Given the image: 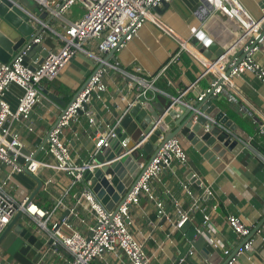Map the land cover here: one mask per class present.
Wrapping results in <instances>:
<instances>
[{
  "label": "crops",
  "instance_id": "crops-1",
  "mask_svg": "<svg viewBox=\"0 0 264 264\" xmlns=\"http://www.w3.org/2000/svg\"><path fill=\"white\" fill-rule=\"evenodd\" d=\"M239 1L251 16L263 19L264 0ZM72 15L77 18L79 13L72 11ZM153 17L155 22L147 21L138 36L114 54L88 47L106 61L118 63L119 68L107 67L103 78L107 89L101 99H94L88 105L94 112L96 124L92 125L82 111L78 121H73L65 130L63 139L70 144L72 155L78 161H88L96 150L97 130L105 132L107 125L117 127L120 116L138 94L136 76L154 82L150 91L170 98L175 96L193 105L213 84L216 76L207 71L209 59L191 44V39L202 30L220 46L231 48L240 35V29L206 0H165L153 11ZM262 23L264 25V19ZM41 44L49 51H58L62 41L46 33ZM242 48V45H238L233 54L242 56ZM230 56H233L232 53ZM39 58L37 53L36 57L29 58V62ZM257 60L264 66V42L257 53ZM100 66L92 56L80 52L56 79L44 81L41 86L49 93L64 96L69 101ZM21 93L17 86H12L7 93L6 98L13 108L17 106ZM219 95L213 103L250 136V141L222 171H217L190 141L185 137L179 138L188 153L187 164L174 162L163 168L160 177L152 182L156 197L163 200L168 217L159 215L156 202L145 195L141 197L139 205H133L130 209L132 231L143 243L151 264H210L194 247L189 236L193 226L204 231V211L212 213L218 229L215 237L222 240L233 254L241 252L244 238L230 228L227 217L230 214L237 215L251 228L254 240L253 250L240 254L237 264H264V132L260 124L264 122V85L254 73L245 72L225 82L224 90ZM61 112L59 103L40 92L39 102L30 115L34 132H28L18 122L13 123L12 128L21 132L27 149H34L58 122ZM256 142L260 148L256 147ZM37 157L42 158L43 154L37 153ZM5 170L8 171L6 167L0 170V179L6 176ZM189 172H194L203 181L205 187L202 192L189 182ZM53 173L50 169H42L40 176L44 180ZM21 177L25 183L18 176H15L14 181L22 183L28 190L37 187L35 180ZM184 183L190 185L196 198H200L199 209H192L194 198L187 194L182 185ZM69 184L68 177L57 174L50 193L41 188L36 202L43 207H51L54 199ZM82 185L70 189L66 196L67 204L73 201L74 194ZM207 190L212 194L207 196ZM213 206H216V210H212ZM178 208L189 212L191 216L184 229L175 228ZM24 220L21 219L22 222ZM37 238L45 246V236ZM216 249L221 254L218 260L223 262L222 249ZM35 250L29 255L18 252L15 256L4 255L1 251L0 264H67L70 259L69 253L63 248L55 250L47 246L45 250L43 247ZM191 250H194L193 254ZM183 257L185 261L181 262ZM91 264L131 263L127 256L117 253L107 254L102 259L96 258Z\"/></svg>",
  "mask_w": 264,
  "mask_h": 264
},
{
  "label": "built area",
  "instance_id": "built-area-1",
  "mask_svg": "<svg viewBox=\"0 0 264 264\" xmlns=\"http://www.w3.org/2000/svg\"><path fill=\"white\" fill-rule=\"evenodd\" d=\"M41 12H47L46 18L35 16L34 26L43 28L34 42L41 44L45 34L51 33L62 41L58 51H49L42 63L38 60L26 62L27 49L18 53L10 62L0 63V170L8 169V174L0 179V236L18 211L24 216L23 224L37 236H45L48 249H65L70 259L67 264H91L96 258H104L107 254L121 253L127 256L131 264H151V258L144 250L143 243L132 231L131 207L139 205L141 197L147 196L154 200L158 207V214L167 216L164 202L156 197L153 181L158 179L163 168L171 166L174 162L187 164L188 153L184 149L179 137L164 141L155 157L144 170L140 180L130 191L125 201L117 211L108 210L99 201L90 188V182H84V173L95 167L94 156L103 147L109 146V140L116 136L114 126L107 125V131L97 130L96 150L90 155L88 161L80 162L73 157L70 144L64 141L65 130L73 121H78L81 110L88 116L92 125L96 124L94 112L88 106L94 99H101L107 85L104 74L107 67L119 68V64L106 61L88 47H96L97 51L108 53L112 50L120 51L138 36L147 21L156 20L153 17L154 8L159 7L165 0H35ZM212 4L213 9L223 13L239 29L240 35L231 45L226 55L217 61L207 60V71L216 76L215 82L207 88V92L214 89V94L224 90V83L230 78L240 76L245 72L254 73L264 85V66L257 60V53L264 42V35L256 43L263 31L264 19L251 16L239 0H206ZM81 5L83 12L77 18L72 15V8ZM59 27V28H57ZM238 45H242V55H235ZM92 56L101 66L90 75L86 86L81 89L74 101L66 108L58 122L51 129L49 139L34 149H28L29 154L22 152L26 148L21 132L12 128L18 122L28 130L34 132L30 124V115L39 102V87L44 81L56 79L66 65L78 53ZM232 53L233 56H230ZM242 57V58H241ZM231 66L229 77L225 70ZM136 90L144 94L153 87L143 77L136 76ZM221 84L217 85L218 82ZM12 86H17L22 93L18 97V104L12 107L6 95ZM206 92L199 97L203 99ZM37 153L43 154L42 158ZM22 156L24 162L18 158ZM27 171L40 176L42 169H50L54 173L43 180L42 188L50 193L57 174L69 178L67 189L60 193L51 207L46 208L36 202L30 201L32 190L25 185L15 182V176L31 178ZM41 177V176H40ZM34 180V179H33ZM83 184L74 194V199L67 204L66 196L74 186ZM189 196L194 198L192 209H199L200 198H196L189 184H182ZM212 192L207 190L206 195ZM216 210V206L212 207ZM179 217L175 228H181L191 219L190 213L178 208ZM230 228L241 238L251 235V228L237 215L227 217ZM22 222V221H21ZM81 225V227H80ZM83 226V227H82ZM206 238L215 248L222 249L223 260L228 258L226 264H237L240 254L253 250V238L244 245L241 252L233 254L226 248L222 240L215 236L218 234L212 213L204 211L202 223ZM191 254L194 250L190 251ZM185 261V257L180 259Z\"/></svg>",
  "mask_w": 264,
  "mask_h": 264
},
{
  "label": "water",
  "instance_id": "water-1",
  "mask_svg": "<svg viewBox=\"0 0 264 264\" xmlns=\"http://www.w3.org/2000/svg\"><path fill=\"white\" fill-rule=\"evenodd\" d=\"M156 9L157 7L154 8V10ZM27 11L35 16L20 0H0L1 63L10 62L18 53L27 48L26 62L39 53L38 63H42L48 55L49 50L44 45L34 42L43 28L33 25L36 19ZM263 35L264 26L256 43ZM191 44L213 62L229 51V48L220 46L202 30L194 35ZM115 52L112 50L110 53L114 54ZM243 56H245V52H243ZM231 70V66L226 67L225 73L228 77ZM221 83L222 81L217 85ZM215 88L216 86L212 87L210 92L205 91L203 99L193 105L186 103L181 98L175 96L170 98L165 94L150 90L134 97L133 103L124 110L119 118L115 128L116 136L109 140V146L101 148L95 154L94 169L84 173V182H90V188L97 199L108 210L115 209L117 211L125 201L130 191L140 180L144 170L155 157L162 144V137H164V141L173 137H185L217 171H222L226 164H229L245 148L250 141V136L245 134L213 103L214 99L220 97L219 94H214ZM39 90L60 104L61 115L77 95L68 101L64 99V96L49 93L42 86L39 87ZM87 107L85 106V108ZM260 124L262 125L261 130L264 132V122H260ZM49 135L50 132L43 140L42 145L47 142ZM22 152L29 154L27 148H23ZM149 155H151L150 158H147ZM18 161L23 163L24 158L20 156ZM25 170L38 183L37 187L31 191L30 201H32L39 196L43 180L40 176L27 171L26 168ZM187 178L195 189L199 192L203 191L204 183L194 172H189ZM178 217L179 215H177ZM23 218L22 212L18 211L2 233L0 252L6 251L15 256L18 252L29 255L35 252V249L41 250L42 247L43 250L47 249L44 242L39 240L37 235L29 231L21 222ZM188 222L189 220L183 224L181 229H184ZM190 232L192 244L210 264L227 263L228 258L223 262L218 260L220 252L208 242L203 230L193 226ZM250 238L252 235L244 238L242 248Z\"/></svg>",
  "mask_w": 264,
  "mask_h": 264
},
{
  "label": "rangeland",
  "instance_id": "rangeland-1",
  "mask_svg": "<svg viewBox=\"0 0 264 264\" xmlns=\"http://www.w3.org/2000/svg\"><path fill=\"white\" fill-rule=\"evenodd\" d=\"M20 2L25 7H27V9H29L31 12H33L34 14H36L39 17L46 18V15H48L47 12H44V13L41 12L40 6L38 5V3L35 0H20ZM72 11L75 14H77V13L81 14L83 12V8L81 5L77 4L72 8ZM57 28H59V27H57ZM8 173L9 172L7 170H5L4 174H8ZM18 178L20 179L21 182L25 183L24 179L21 176H18ZM3 254L4 255L8 254L9 256H12V253H9L6 251H3Z\"/></svg>",
  "mask_w": 264,
  "mask_h": 264
},
{
  "label": "trees",
  "instance_id": "trees-1",
  "mask_svg": "<svg viewBox=\"0 0 264 264\" xmlns=\"http://www.w3.org/2000/svg\"><path fill=\"white\" fill-rule=\"evenodd\" d=\"M255 145H256L257 148H260V147H259L260 144H258L257 142L255 143ZM38 203H39V202H38Z\"/></svg>",
  "mask_w": 264,
  "mask_h": 264
}]
</instances>
